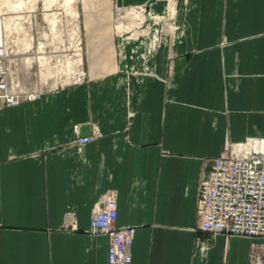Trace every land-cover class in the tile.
I'll return each instance as SVG.
<instances>
[{
	"label": "crops",
	"instance_id": "obj_1",
	"mask_svg": "<svg viewBox=\"0 0 264 264\" xmlns=\"http://www.w3.org/2000/svg\"><path fill=\"white\" fill-rule=\"evenodd\" d=\"M175 14L172 52L133 45L0 109V264H108L109 236L90 231L106 194L136 228L131 264H252L250 238L199 228L198 199L216 158L264 139V0H178ZM76 125L98 136L79 146Z\"/></svg>",
	"mask_w": 264,
	"mask_h": 264
},
{
	"label": "rangeland",
	"instance_id": "obj_2",
	"mask_svg": "<svg viewBox=\"0 0 264 264\" xmlns=\"http://www.w3.org/2000/svg\"><path fill=\"white\" fill-rule=\"evenodd\" d=\"M164 2L156 21L151 5L143 12L144 5L118 0H0V50L13 88L42 96L82 83L106 70L112 53L143 42L152 43L150 51L165 45L172 52L184 28L176 22L178 0Z\"/></svg>",
	"mask_w": 264,
	"mask_h": 264
},
{
	"label": "built area",
	"instance_id": "obj_3",
	"mask_svg": "<svg viewBox=\"0 0 264 264\" xmlns=\"http://www.w3.org/2000/svg\"><path fill=\"white\" fill-rule=\"evenodd\" d=\"M40 97L39 93H22L13 88L0 50V109ZM74 133L79 146L98 136L95 127L83 136L82 127L76 125ZM198 217L199 228L206 233L250 238L252 264H264V139L249 141L245 146H232L214 160L211 172L200 184ZM117 219V197L106 194L98 201L90 231L109 236L108 264H131L136 228L119 227Z\"/></svg>",
	"mask_w": 264,
	"mask_h": 264
},
{
	"label": "bare ground",
	"instance_id": "obj_4",
	"mask_svg": "<svg viewBox=\"0 0 264 264\" xmlns=\"http://www.w3.org/2000/svg\"><path fill=\"white\" fill-rule=\"evenodd\" d=\"M147 8H149V7H147ZM144 10H146V8H145V6H144V9H143V12H144ZM149 10V9H148ZM149 13V12H148ZM143 16V15H142ZM143 17H149V14H146V16H145V14H144V16ZM149 20H150V18H149ZM158 20V19H157ZM2 45H3V24H2V21L0 20V48L2 47ZM3 52V51H2ZM96 64H92L91 65V68L93 69V68H96V66H95ZM93 72H94V70H92ZM92 72V74H94Z\"/></svg>",
	"mask_w": 264,
	"mask_h": 264
},
{
	"label": "water",
	"instance_id": "obj_5",
	"mask_svg": "<svg viewBox=\"0 0 264 264\" xmlns=\"http://www.w3.org/2000/svg\"><path fill=\"white\" fill-rule=\"evenodd\" d=\"M89 128L87 127V128H85V129H83V131H82V135L83 136H86V135H88V133H85L84 131H86V130H88Z\"/></svg>",
	"mask_w": 264,
	"mask_h": 264
}]
</instances>
